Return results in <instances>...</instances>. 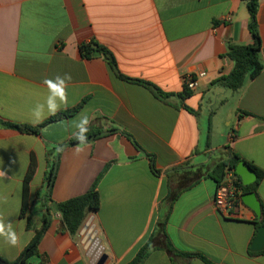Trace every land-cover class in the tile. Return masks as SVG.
Returning <instances> with one entry per match:
<instances>
[{
  "label": "crops",
  "instance_id": "obj_1",
  "mask_svg": "<svg viewBox=\"0 0 264 264\" xmlns=\"http://www.w3.org/2000/svg\"><path fill=\"white\" fill-rule=\"evenodd\" d=\"M248 20L244 0H0V120L44 123L51 116L40 123L33 117L49 94L43 81L66 73L68 107L59 112L76 109L38 134L0 126V219L19 237L16 246L0 237V257L15 260L40 227L46 176L58 155L50 223L33 262L127 264L148 245L141 264H204L167 251L168 240L177 252L212 264H264V249L249 251L254 223H264V0L256 12L262 71L236 91L215 82L233 68L227 46L251 42ZM91 41L112 54L121 76L148 82L168 98L119 78L99 53L81 57L79 46ZM200 72L205 76L181 100L183 77ZM217 102L226 110L215 133ZM81 115L102 134L77 153L66 143ZM231 153L262 173L251 191L259 220L245 206L238 218L215 210L217 185L208 175ZM96 180L99 208L85 218L93 216L99 241L93 262L79 235L85 220L70 235L53 205L83 195Z\"/></svg>",
  "mask_w": 264,
  "mask_h": 264
},
{
  "label": "trees",
  "instance_id": "obj_2",
  "mask_svg": "<svg viewBox=\"0 0 264 264\" xmlns=\"http://www.w3.org/2000/svg\"><path fill=\"white\" fill-rule=\"evenodd\" d=\"M244 1L246 4L248 17H249L248 29L251 37V42L247 45H237L230 43L227 46V51L224 57L232 61L233 68L227 76H219L215 80L216 83H219L224 88H227L232 91H236L241 87H243V85L246 82L254 79L257 75H259L263 69V62L260 55L261 42L257 31V23H256L258 0H244ZM79 52L81 57L86 59H90L91 57H93L95 52L99 53V55L105 58L111 71L119 78L141 85L142 87L149 90L157 99L165 100L168 98L169 96L168 94L163 93L157 87H155L154 85L148 82L137 79H128L126 77L121 76L117 71L116 64L112 54L107 49L98 45L97 43L91 41L88 44H81L79 46ZM188 96H190V91L185 86H183V92L179 95V98L181 100H184ZM75 110L76 109L59 112L57 113V115L51 116L44 123L34 127L28 125L7 123L1 120H0V126L17 130L18 132L23 134H38L40 128L46 123L61 118H66L70 116L73 112H75ZM186 110L190 111L188 108H186ZM112 131L114 130L111 129V132ZM101 134H102L101 132L91 131L89 129L87 133L88 143L99 137ZM126 136L133 142L134 146L137 149H140L139 146L131 139L129 135ZM78 143L79 142L75 139V136L73 135L68 140L66 145L74 146V145H78ZM148 157L150 158L151 161V171L154 174H157V171L154 169V166L152 164V157L151 156ZM57 160H58V155L55 157L52 166L46 176L47 193L44 197L45 210L42 216L40 227L34 231V235L32 239L24 247V249L21 251V253L18 255V257L15 260L7 261L0 257V264H43L41 262L35 263L33 261L38 258V250H37L38 244L41 241V238L43 237L50 223L51 215L49 213V205L51 204V200L49 195L56 176ZM239 161H240V157H238L234 153H231L227 159L217 163L208 176L213 181H215L216 185H218L223 180L226 172H232L234 176V185L241 189L242 195L249 193L253 191L254 188L258 185L262 177V173L257 172L256 181L253 184L243 187L241 185L239 177L234 172L235 167ZM32 174H33V167L31 165L24 178V183H23V205H22L23 212L26 209L27 186H28V182L32 177ZM97 180L91 185L88 191L83 195L53 205L56 211L60 215L62 226L70 235H75L78 232L79 228L81 227L83 221L86 218L87 213L89 212L95 213L99 208L100 199H99V194L96 190ZM254 225L257 228L260 226L264 227V223L262 221L255 222ZM164 247L167 251L172 252L175 255L177 254L185 258L196 257L204 264H212L210 261H208L201 255L177 252L172 247L171 243L168 240L165 242ZM148 249H149L148 245L143 246L137 252L135 257L127 264H141L148 254Z\"/></svg>",
  "mask_w": 264,
  "mask_h": 264
},
{
  "label": "clouds",
  "instance_id": "obj_3",
  "mask_svg": "<svg viewBox=\"0 0 264 264\" xmlns=\"http://www.w3.org/2000/svg\"><path fill=\"white\" fill-rule=\"evenodd\" d=\"M71 80V75L66 73L63 76L57 75L54 79L46 78L43 81L47 86L49 94L44 104H37L33 109L34 123H40L48 116L57 115L61 107H68L67 89ZM90 123L91 120L87 115H81L74 121V126L77 131L74 132L73 135L79 142L76 147L77 153L83 151V148L88 146L87 133ZM56 151L60 153L63 152L64 149L58 146ZM3 175L4 173L0 172V176ZM0 237H3L5 242L11 246H16L19 243V237L13 230L11 223L5 225L3 219H0Z\"/></svg>",
  "mask_w": 264,
  "mask_h": 264
},
{
  "label": "water",
  "instance_id": "obj_4",
  "mask_svg": "<svg viewBox=\"0 0 264 264\" xmlns=\"http://www.w3.org/2000/svg\"><path fill=\"white\" fill-rule=\"evenodd\" d=\"M98 56V53L94 54ZM235 174L239 177L241 185L246 187L253 184L256 181V174L254 170L243 160H240L235 167ZM242 204L250 209L259 220L261 216L260 203L254 192H249L241 196ZM93 216H89L82 227L79 230V235L83 237L84 245L87 247L88 254L90 255L94 249L98 247V239L96 238V231L94 229ZM264 249V227L260 226L257 228L255 237L253 238L251 245L249 247L250 252H259ZM100 249H97L92 255V261L95 262L99 256ZM102 258L99 259L97 264H100Z\"/></svg>",
  "mask_w": 264,
  "mask_h": 264
},
{
  "label": "built area",
  "instance_id": "obj_5",
  "mask_svg": "<svg viewBox=\"0 0 264 264\" xmlns=\"http://www.w3.org/2000/svg\"><path fill=\"white\" fill-rule=\"evenodd\" d=\"M205 73L188 74L183 77V86L193 90L198 85V79ZM241 189L234 185V176L228 172L223 180L216 186L214 195V207L217 213L227 218H238V208L244 206L241 202Z\"/></svg>",
  "mask_w": 264,
  "mask_h": 264
},
{
  "label": "rangeland",
  "instance_id": "obj_6",
  "mask_svg": "<svg viewBox=\"0 0 264 264\" xmlns=\"http://www.w3.org/2000/svg\"><path fill=\"white\" fill-rule=\"evenodd\" d=\"M221 105L219 102L215 104L216 107L212 108V117L214 120V132L216 133V126L222 127L224 124L222 123V115L224 114L226 107L225 103ZM224 116V115H223ZM222 117V118H221Z\"/></svg>",
  "mask_w": 264,
  "mask_h": 264
}]
</instances>
